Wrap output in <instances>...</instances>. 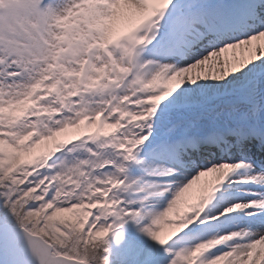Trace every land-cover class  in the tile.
<instances>
[{
	"label": "snow or ice",
	"instance_id": "snow-or-ice-1",
	"mask_svg": "<svg viewBox=\"0 0 264 264\" xmlns=\"http://www.w3.org/2000/svg\"><path fill=\"white\" fill-rule=\"evenodd\" d=\"M253 146L264 0H0V235L35 264H109L128 218L169 264H264Z\"/></svg>",
	"mask_w": 264,
	"mask_h": 264
},
{
	"label": "rangeland",
	"instance_id": "rangeland-1",
	"mask_svg": "<svg viewBox=\"0 0 264 264\" xmlns=\"http://www.w3.org/2000/svg\"><path fill=\"white\" fill-rule=\"evenodd\" d=\"M120 223L121 226L114 229L107 237L108 251L104 255L107 256L109 264H169L171 254L142 231L151 223L150 219L128 218L126 222ZM167 226L166 224L164 228ZM116 233L120 234L119 240L115 239ZM156 248L164 252L165 258L156 259Z\"/></svg>",
	"mask_w": 264,
	"mask_h": 264
},
{
	"label": "water",
	"instance_id": "water-1",
	"mask_svg": "<svg viewBox=\"0 0 264 264\" xmlns=\"http://www.w3.org/2000/svg\"><path fill=\"white\" fill-rule=\"evenodd\" d=\"M0 264H35L22 232L0 235Z\"/></svg>",
	"mask_w": 264,
	"mask_h": 264
},
{
	"label": "bare ground",
	"instance_id": "bare-ground-1",
	"mask_svg": "<svg viewBox=\"0 0 264 264\" xmlns=\"http://www.w3.org/2000/svg\"><path fill=\"white\" fill-rule=\"evenodd\" d=\"M227 55H231V52H229ZM251 151H252V149H251ZM253 152V154L255 153L254 151H252ZM255 156V155H254ZM244 171H246V170H241V173H243ZM167 230H169V227L167 226V227H165L164 229H162V233H163V231H167ZM156 243V242H155ZM157 244V243H156ZM158 245V244H157ZM157 247H159V246H157ZM164 256H166L165 254H164V252H161L160 250H159V248H156V259H162V258H165Z\"/></svg>",
	"mask_w": 264,
	"mask_h": 264
}]
</instances>
